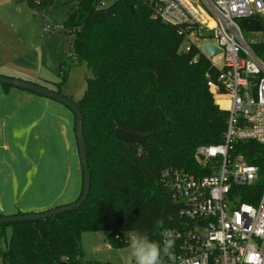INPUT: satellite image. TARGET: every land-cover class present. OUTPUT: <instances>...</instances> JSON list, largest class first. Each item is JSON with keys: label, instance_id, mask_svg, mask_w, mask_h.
<instances>
[{"label": "trees", "instance_id": "trees-1", "mask_svg": "<svg viewBox=\"0 0 264 264\" xmlns=\"http://www.w3.org/2000/svg\"><path fill=\"white\" fill-rule=\"evenodd\" d=\"M75 1L64 27L71 36L72 57L92 74L74 101L83 117L89 193L75 210L0 224V240L4 226H11L8 241L0 245L3 264H109L84 261L81 236L88 231H106L115 247L124 245L116 236L123 239L127 231L162 243V231L178 224L179 203L160 184V172L175 167L206 173L196 150L222 141L227 112L206 84V73L214 77L217 72L207 58L190 63L193 52L181 49L175 28L152 20L142 0H115L107 6L102 0ZM251 47L264 62V41ZM70 67L60 63L61 83ZM61 83L53 91L71 99ZM117 127L148 134L147 144L117 139ZM247 145L243 154L258 166L259 179L240 200L255 203L264 178V145Z\"/></svg>", "mask_w": 264, "mask_h": 264}, {"label": "built area", "instance_id": "built-area-1", "mask_svg": "<svg viewBox=\"0 0 264 264\" xmlns=\"http://www.w3.org/2000/svg\"><path fill=\"white\" fill-rule=\"evenodd\" d=\"M40 1L34 0L35 15ZM142 1L152 20L175 28L181 49L193 52L190 63L205 57L217 69L214 77L206 73V84L227 112L222 141L196 150L206 173L160 172V184L179 203L178 224L161 233L162 241L166 230L176 237L163 264H264V178L255 203L240 200L259 179L258 166L243 154L247 142L264 145V62L243 37L240 21L257 18L264 26V0H201L211 26L185 0ZM206 43L221 52L210 57Z\"/></svg>", "mask_w": 264, "mask_h": 264}, {"label": "crops", "instance_id": "crops-1", "mask_svg": "<svg viewBox=\"0 0 264 264\" xmlns=\"http://www.w3.org/2000/svg\"><path fill=\"white\" fill-rule=\"evenodd\" d=\"M16 13L20 8L12 0H0V74L21 79L22 51L13 39L19 30L5 33ZM82 182L73 112L50 98L0 85V217L72 203Z\"/></svg>", "mask_w": 264, "mask_h": 264}, {"label": "rangeland", "instance_id": "rangeland-1", "mask_svg": "<svg viewBox=\"0 0 264 264\" xmlns=\"http://www.w3.org/2000/svg\"><path fill=\"white\" fill-rule=\"evenodd\" d=\"M114 1L102 0V4L107 6ZM12 2L14 5L19 6L20 13L14 15L13 21L15 23H10L5 28V33L8 32L9 28L13 30L12 27L19 30L17 34L12 35L13 39L19 40L18 49L22 51L21 56L18 58V61L22 62L21 69L18 70V76L22 80L24 79L23 81L27 80L48 89H55L56 84L61 83L59 65L62 61H66L71 67L65 82L60 85L61 90L64 94L70 96L72 101L78 100L86 87V79L91 77L92 74L85 63L77 64L72 57L71 36L64 27V22L71 9L76 6V1L46 0L40 6L37 15L34 14V0H12ZM189 2L200 13L206 15L201 0H189ZM42 25L49 26L50 29L43 31ZM242 34L245 40L251 44L264 41V29L261 31H247L243 28ZM10 234L11 226L5 225L0 240L1 246H5ZM131 236H133L132 232H124L123 240L126 242L121 247H115L109 245L106 231L82 233L81 244L84 261L127 264ZM0 264H3L1 259Z\"/></svg>", "mask_w": 264, "mask_h": 264}, {"label": "water", "instance_id": "water-1", "mask_svg": "<svg viewBox=\"0 0 264 264\" xmlns=\"http://www.w3.org/2000/svg\"><path fill=\"white\" fill-rule=\"evenodd\" d=\"M240 25L242 28L246 29L247 31H261L263 29V25L261 21L257 18H244L240 21ZM202 48L208 53L210 57H215L221 52V49L213 43H206L202 45ZM0 84L9 85L22 90L30 91L40 96L50 98L65 105L73 112L75 116V136L78 146V155H79L80 165L83 174V185H82L81 194L76 201L57 206L43 212L3 216L0 217V224H9L12 222L36 221L39 219H46L48 217L60 214L62 212L71 211L79 208L85 202L91 184V174L88 166L85 140L82 133L83 117L80 108L74 101L57 93L56 91H53L51 89H48L46 87L28 81H23L18 78L8 77L0 74ZM115 136L117 139L123 142H130L139 146H145L147 144V138H148V134H142L140 132L126 130L121 127L116 128ZM61 264H67V263L62 262Z\"/></svg>", "mask_w": 264, "mask_h": 264}, {"label": "clouds", "instance_id": "clouds-1", "mask_svg": "<svg viewBox=\"0 0 264 264\" xmlns=\"http://www.w3.org/2000/svg\"><path fill=\"white\" fill-rule=\"evenodd\" d=\"M157 226L163 225V220H157ZM163 241L149 239L147 234H134L129 243L128 264H163V257L170 254L176 237L170 230L163 233Z\"/></svg>", "mask_w": 264, "mask_h": 264}, {"label": "bare ground", "instance_id": "bare-ground-1", "mask_svg": "<svg viewBox=\"0 0 264 264\" xmlns=\"http://www.w3.org/2000/svg\"><path fill=\"white\" fill-rule=\"evenodd\" d=\"M197 13H199L201 15V17L207 22L208 25H212L213 22L212 20L210 19V17L207 15L206 11L204 10V13L206 15H203L202 13H200L190 2L189 0H185ZM218 103H220L221 106H226V103L224 101H218Z\"/></svg>", "mask_w": 264, "mask_h": 264}]
</instances>
